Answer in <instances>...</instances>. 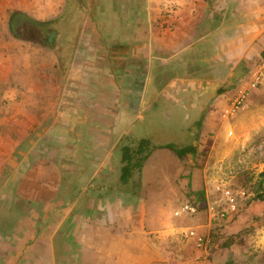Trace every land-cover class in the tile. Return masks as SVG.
Listing matches in <instances>:
<instances>
[{"label":"rangeland","instance_id":"rangeland-1","mask_svg":"<svg viewBox=\"0 0 264 264\" xmlns=\"http://www.w3.org/2000/svg\"><path fill=\"white\" fill-rule=\"evenodd\" d=\"M132 1L134 10H140L141 17L149 15L151 18L159 13V25L163 21L167 26L164 19H170L169 15L183 17L185 20L186 11L184 12L185 8L181 9L179 0H152L151 6H148V0H141V8L137 7L135 0H0V174L7 173V167H14L13 174L21 175L29 170L31 165L35 168L30 172L40 173L49 169L51 175L67 174L70 169L76 168L72 164L73 161L68 159L77 156V151H73L72 145L74 139L81 138L82 146L87 145L84 151L88 158L104 159L102 167L89 163L81 169L83 175L96 174L97 171L98 175H101L100 181L95 178V181H99L97 183L100 195L105 191V183L109 184L111 180L116 181L113 186L121 193L131 192L130 198H137L144 182V189L150 192V196L163 193L165 200L173 201L170 203L169 213L147 214V221L153 226L156 225L159 230L160 238H156L157 242L154 244L160 245L157 248H160L164 259L176 257L174 264H264V75L257 87L251 91L245 106L235 113L229 110L238 90L253 81L254 74L264 64L262 56L256 55L255 61L252 62L243 58L237 65L231 62L229 65L221 64V55H215L216 52H211L210 49L209 53H205L206 49L203 47L210 48L211 42L206 45L202 43L203 46L199 43L198 52L203 53L199 57L208 55L205 59L209 60L204 62V59L202 64L199 62L203 67L200 69V75L209 73L207 79L213 87L227 89L224 94L226 96L218 102L217 92L211 91L210 96L213 99L207 106L211 116L207 119L200 118L204 120L200 129L193 128V124L199 120V112L176 110L171 103L172 98L176 100V97H181L184 88L179 85L176 90L172 86L166 87L163 93L148 92L150 96L158 97H152L149 103L145 105V101L139 106L136 114L138 113L140 118H134L135 113H131L130 117L133 115V118L128 117L129 119L117 123L119 126H114L112 134L103 133L101 128H93L91 134L78 135V128L74 127V99L79 100L82 94L89 95L90 90H93L90 79H93V83L96 78L99 80L98 88L105 93L102 99L112 103L114 97L119 98L109 87L108 93L103 90L105 82L102 75L105 70L99 67L108 63L112 54L105 48L107 34L113 32L117 38L113 49H121L125 39V30H121V27L128 28L130 25L128 22L123 24L122 14ZM227 1L229 7L224 12L225 16H219L210 10L212 5L215 10H223V1L217 6L218 0H196L195 6L189 9L192 15L187 17H192L199 23L202 20H211L210 29L214 31L209 40L217 39L218 32L220 35L225 31L227 35H233L235 18H238V14L235 16L234 12L240 6H236L234 0ZM246 2L248 3V0H243V3ZM206 3L209 6L204 8ZM114 10L120 20L114 18L113 21L110 16L107 19V15H112ZM81 15L86 17H80ZM29 21L40 26V33L36 38L33 37V32H28ZM111 21L116 23V30H110ZM44 22L50 24L45 25ZM75 29H80V36L77 38ZM201 29L203 32L207 31L206 26ZM48 34L55 35L50 43L45 38ZM88 49L93 52L89 53ZM115 56H119V60L123 57L119 52ZM212 64H215V67H207ZM229 69H232V72ZM169 74L181 78L183 75L187 76L188 71L182 73L173 70ZM118 86L121 84L118 83ZM204 101L207 99H203V105ZM83 104L86 108L80 112L81 116L89 114L86 106L89 102ZM118 104H122V99H119ZM118 104L113 106L114 109L119 107ZM118 110L119 108L117 111L113 110V113L122 116L124 111ZM210 111L207 113L210 114ZM76 114L79 115L77 112ZM77 120H81L78 125L88 123L85 118ZM117 120L118 118L114 117L109 119L108 123H116ZM106 121L107 119L103 118L99 123L103 126ZM131 121L135 122V127L139 126L140 130L138 127L129 128ZM51 123L53 134L43 136L37 131L38 128L46 129ZM47 131L48 129L45 132ZM142 138L150 139L153 146L165 145L172 140H177L176 143L183 146L195 139L198 154L187 155L182 161L170 149L155 147L149 158L144 161L140 173L136 170L130 183H124L121 187L118 181L122 149L126 145L136 146ZM45 140L56 143L60 141L67 145L66 151L58 153L59 158L63 159L60 160L56 171L52 165L53 161L34 165L35 155L30 144L33 146V142L39 141L37 147H40ZM34 151L36 150L33 149ZM49 153L51 159L57 157L52 150ZM143 176L144 180L141 178ZM182 177L187 179L180 180ZM95 181L86 184L91 186ZM64 184L67 196L63 200L67 202L68 193L72 189L70 182ZM225 190L233 193L234 210L229 200L224 197ZM201 191L205 192L206 203H199L203 208L197 210L193 204L199 199L198 193ZM177 195L182 201L178 206L175 203ZM39 197L32 200L44 201L41 200L42 195ZM151 199L154 202L150 203L154 206L149 210H160L155 203L157 199ZM33 201L31 203L35 204ZM119 202L126 203L125 199ZM185 205H189L194 211H184ZM2 206L5 208V203L0 205V214L4 211ZM134 207L133 210L136 209V206ZM150 224L148 228L152 227ZM217 241L220 244H231L210 254L211 247H214Z\"/></svg>","mask_w":264,"mask_h":264},{"label":"crops","instance_id":"crops-1","mask_svg":"<svg viewBox=\"0 0 264 264\" xmlns=\"http://www.w3.org/2000/svg\"><path fill=\"white\" fill-rule=\"evenodd\" d=\"M135 1H137V7H140L141 0ZM148 1V6H151L152 0ZM222 1L225 5L223 10L221 8L215 10L212 5L211 12H216L219 16L224 15L229 3L227 0H218L217 6ZM133 2H129L128 8L123 10L122 22L123 24L128 22L130 25H127L128 28L121 25V30H125L123 31L125 39L123 38L121 49L117 48L116 51L113 49L117 38L114 37L113 32L107 34L105 36L107 47L105 46V48L112 54L110 53L111 57L108 63L99 67L105 70L102 75L105 82L103 90L108 93L107 88L109 87L119 98L114 97L112 103L102 99V95L105 93L98 88L99 80L96 78L93 83V79H90V86L93 90H90L89 95H80L79 100L78 98L74 99V127L78 128V135L91 134L93 128H101L103 133H114V126H119L117 123L133 118V115L130 117L131 113H135L136 117L134 118H140L138 113L136 114L139 106L143 105L145 101H147L145 105L149 103L152 97H158L150 96L149 93L161 91L163 93L169 86L174 87L175 90L179 85L184 88L181 91V97H176V100L171 99L176 110L197 111L200 113L199 119L201 117L209 118L211 111L207 109V106L213 99L210 94L213 90L216 93L219 88L213 87V84L209 82L207 79L209 73L200 75V69H203L200 65L205 58H208V55L199 57L200 54H203L198 52L199 43L206 45L211 42L210 48L203 47L206 49L205 53H209L210 49L211 52H216L215 55H221V64L228 63L229 65L231 62L233 65H237L243 58L252 62L255 61L256 55L262 56L264 60V0H248V3H243V0H234L236 6H240L234 12L235 16L238 14V18H235L234 34L227 35L225 31L220 35L218 32L217 39H213L216 40L213 43V40L208 39L214 31L210 29L211 20L206 21V19L199 23V21L195 22L192 17H187L192 15L189 9L195 6L196 0H179L181 9L185 8L184 12L186 11L185 20L183 17L169 15L170 19H164L167 26L163 24V21L159 25V13L151 18L149 15L145 18L141 17L140 10H134ZM207 6L209 5L206 3L204 8ZM207 12H209V7ZM109 16L113 21L114 18L120 20L115 10L112 11V15H107V19L110 18ZM167 16L164 15V17ZM80 17L86 16L81 15ZM113 21L109 26L110 30L117 29V25ZM172 23H176L175 26H169ZM204 26L207 28L206 32L201 29ZM80 29H75V38L80 36ZM88 50L89 53L93 52L92 49ZM114 51L115 55L118 52L122 53L121 60L118 59L119 56L114 55ZM208 61L204 60V62ZM212 66L215 67V64L207 67ZM173 70L182 73L188 71V74L179 78L177 75L169 74ZM229 70L232 72V69ZM108 76L110 78H107ZM231 76L233 79V74ZM118 83L121 86H118ZM224 94L218 95L216 102L224 98L226 96ZM119 99L120 101L122 99L121 105L118 104ZM203 99H207L204 101V105ZM85 102H89L86 105L89 114L81 116L80 112L86 108L83 104ZM114 102L119 106H116V109H114L116 104ZM118 108L120 112L124 111L122 116L113 113V110L117 111ZM114 117L118 118L116 123L113 121L108 123L109 119ZM81 118L88 120V123L78 125L81 124V120L77 119ZM103 118H106L107 121L102 126L99 121ZM132 124L129 125V128H140L139 126L135 127V122ZM51 126L52 123L47 125L46 129H36L43 136L51 135L54 132ZM47 129L48 131L45 132ZM81 140V138L74 139L72 146L73 151H77L75 154L77 156L68 159V161H73L72 164L76 168L70 169L67 174L51 175L49 169L40 173L30 172L35 168H32V165L21 175L13 174L14 167L11 169L7 167L6 171L10 172L9 174H0V205L5 203V208L2 206L4 211L0 214V264H156L153 263L154 261L164 262L163 264L176 263V257L163 258L160 248H157L160 245L154 244L155 241L157 242L156 238H160L159 230L156 229V225L154 227L147 221L149 213H169L170 203L173 201L165 200L166 196L163 193L150 196V192L144 189L146 187L144 182L141 184L143 189L139 190L137 198H130L131 192L121 193L113 186L116 181L111 180L109 184L105 183L106 187L103 188L105 191H102L100 195L97 182L101 180V175H98V171L96 174L83 175L81 169L89 163L94 166L99 164L102 167L104 159L88 158L84 151L87 145L83 147ZM38 144L39 141L33 142V146L32 143L30 144L36 150L33 152L32 149V153L35 155L34 165L48 164L53 161L52 165L56 171L60 160L63 159L59 158L58 153L68 149L66 143L45 140L42 141L40 147H37ZM50 150L57 154L56 158H50ZM9 164L12 165V163ZM123 165L121 157L120 169ZM119 176V181H117L121 183V187L124 186V183H130L131 179L128 182H123L121 173ZM95 178L99 181H95ZM141 178L145 179L144 176ZM183 179L187 178L182 177L180 180ZM94 181L96 183L91 186L86 184ZM69 182L72 191H69V200L65 202L63 199L67 195L64 192V183ZM171 182H173L172 179ZM40 195H42L41 200L44 199V201H33L40 198ZM183 197L186 198L184 195ZM151 198L157 199L155 203L160 207V210H149L154 206L150 203L154 202ZM123 199L126 203L122 202L121 204L119 200ZM180 199L181 197L177 195L176 206L182 203ZM130 204L132 206H129ZM134 206L136 209L133 210ZM148 224L152 227L148 228ZM61 253L64 255L60 256Z\"/></svg>","mask_w":264,"mask_h":264},{"label":"trees","instance_id":"trees-1","mask_svg":"<svg viewBox=\"0 0 264 264\" xmlns=\"http://www.w3.org/2000/svg\"><path fill=\"white\" fill-rule=\"evenodd\" d=\"M43 24H50V22H44ZM11 31L13 32V25L11 24L10 26ZM227 89L224 88H220L217 91V95H222L224 93H226ZM203 119V118H202ZM199 119L198 121L195 122V124H193V128L196 129H200L202 127L203 124V120ZM197 140L195 139H191L189 143L182 145H178L176 141H171L168 142L165 145H154L153 146V142L148 139V138H142L138 141V143L136 144V146H132V145H126L123 147L122 149V162H123V167L121 169V179L123 180V182H128V180H130L133 176H134V172L137 170L139 173L142 169V165L144 163V161H146L149 156L151 155L153 148L155 147H159V149H170L171 151H173L177 157L179 158V160H182L187 156V155H197L198 154V150L197 147L195 145L194 142H196ZM205 192L201 191L199 194V199L194 201L195 203L193 204L197 210H201L203 207L199 206V203L201 204H205L206 203V197H205ZM205 207V206H204ZM231 243H223L220 244L218 243V241L216 242L214 247H211L210 249V254H212L214 251L218 250H222L224 249V247L229 246ZM226 249V248H225Z\"/></svg>","mask_w":264,"mask_h":264},{"label":"built area","instance_id":"built-area-1","mask_svg":"<svg viewBox=\"0 0 264 264\" xmlns=\"http://www.w3.org/2000/svg\"><path fill=\"white\" fill-rule=\"evenodd\" d=\"M264 75V64L262 65V67L254 74V79L253 81H250L248 84L242 86L235 98L233 99L231 106H230V112L231 113H235L237 110L242 109L246 102L249 99L250 93L253 89H255L260 81V79L262 78V76ZM224 197L226 199L229 200L232 209H235L234 206V197H233V193L230 190H225L224 191ZM184 211H194V209L192 207H190L189 205H185L183 207Z\"/></svg>","mask_w":264,"mask_h":264},{"label":"flooded vegetation","instance_id":"flooded-vegetation-1","mask_svg":"<svg viewBox=\"0 0 264 264\" xmlns=\"http://www.w3.org/2000/svg\"><path fill=\"white\" fill-rule=\"evenodd\" d=\"M28 27H29V29H28V32H33V37L34 38H36V37H38L39 36V33H40V30H39V28H40V26H38V24H36V23H34V22H28ZM27 30V29H26ZM27 33V32H26ZM54 37H55V35H52V36H50L49 34L47 35V37H45L46 39H48V42L49 41H51L52 39L54 40ZM50 43V42H49Z\"/></svg>","mask_w":264,"mask_h":264}]
</instances>
